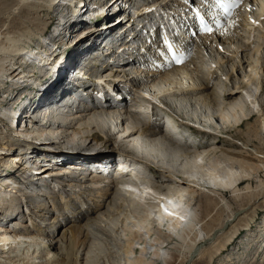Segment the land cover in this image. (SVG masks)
Listing matches in <instances>:
<instances>
[{
  "label": "bare ground",
  "instance_id": "obj_1",
  "mask_svg": "<svg viewBox=\"0 0 264 264\" xmlns=\"http://www.w3.org/2000/svg\"><path fill=\"white\" fill-rule=\"evenodd\" d=\"M127 1L95 0L100 4V8L98 6L96 8L106 13L111 12L114 20L119 17V19L123 18L124 16L122 17L120 12L125 13L126 8L133 6V1L130 3ZM182 1L185 5L184 8H188V4L194 5L190 0ZM57 4L55 5L57 6ZM73 4L76 6L79 2ZM59 5L62 6V3ZM91 5H88L75 19L84 23L95 19L97 12ZM124 5L127 7L124 8ZM143 6L141 4L134 10V13L140 15L139 18L148 16L151 18L150 13L161 8V6L156 8L157 6H151V4ZM190 8L191 6L188 9ZM76 13L74 12V14ZM120 21L114 25L107 24L105 26L111 31L106 38L107 43L101 44L102 46L95 45L101 54L108 44L110 46L124 37L120 32L117 39L112 38L118 34L116 31L120 29ZM259 21L264 22V0H247L246 5H241L229 19L224 21L222 28L212 34L201 36L200 42H196L197 45L193 46L192 43H189L188 49L182 48L183 52L180 55L184 60L180 65H171L167 58L162 59L161 54L156 62H149L147 65L149 67L145 69H125L129 74L124 72L123 68L125 67L112 66L111 73L106 78L109 83H106L105 80L103 84L100 83L97 86L101 87V90L105 89L104 86L120 87L121 82H126L129 77H133L130 74L138 71L137 74L140 75L143 72L146 75V79L143 80L145 86L137 89L138 91L135 90L137 92L134 91V93L140 96L136 97L146 99L143 102H147V106L140 104L138 107L133 106V110H130V108L127 109L126 104L120 101H117V105L113 106L102 94L99 95V98H103L107 102L105 111H100L96 107L93 108V111L82 115L77 109L70 119L66 118L64 114L56 113L55 118L64 120L61 126L51 122L52 118L45 115L46 109L42 108L37 112L29 113L31 107L26 105V102L32 104L33 97H36L32 92L27 94L25 92L26 89L30 91L36 89L34 86L36 79H34L31 65L28 66V62L27 66L30 68L27 74L26 63L25 70L23 67H18V65H22L21 59L25 58L24 54H18L21 58L14 59L16 61L9 65H2L0 73L7 74L0 80V87L4 89V86L10 81L12 89L10 91L13 95H8L10 97L7 98V101L0 95V126L8 128L0 137V169L2 168L1 172H4L0 173V221L3 223H0V264H72L70 257H76L79 264H82L84 256L88 257L87 263L91 264L89 258L96 255L95 252L98 253V251H100V256L118 257V264H154L158 260L168 264L172 261L171 258L176 256L187 257L184 264H191L195 257L201 255L204 247H207L206 245L216 243L218 237L246 209L243 207L238 212H231L230 204L225 200L226 194L230 193L231 199L234 201L244 199L243 197L251 193L250 182L247 183L245 192L242 193L240 187L245 182L264 174V144L260 143L264 139V103L258 102L264 92V87L261 84L263 76L260 78L262 70L260 68L264 67V53L261 55L259 46H254L248 58L247 56L242 57L251 42L252 35H259V40H261L260 38L264 34V27L259 25ZM175 28L177 27L175 26ZM240 30H243L244 35L240 33ZM87 36L88 34L85 37ZM82 39L84 38L76 39L72 45L74 54L80 55L75 60L79 64L90 54L89 52L86 55H81L83 52H78L77 48L82 44ZM116 44L113 49L116 48ZM112 52L114 51H111L110 55ZM99 56L102 57L103 63L99 67H94L96 72H98L97 68L103 66L106 68L107 66L104 62L105 58L102 55ZM99 56L95 55L94 59ZM36 57L38 62H42L44 68L53 69L56 67L53 59L54 54L50 56L51 61L49 62L45 59L46 57L38 55ZM205 57L208 58L206 63L203 61ZM228 62H231L228 70L220 71V68H224ZM30 64H32L31 61ZM47 64L48 66H46ZM82 64L87 66L84 62ZM96 64L93 62L94 66ZM243 64L246 66L243 67ZM14 68L17 72L12 74L11 71ZM238 71L241 73L239 74ZM47 72H49V68L42 72L39 78L48 74ZM3 75L1 77H4ZM217 75L221 81V84L216 85L219 88H215L211 95L204 94L210 86V81L217 78ZM134 77L136 80L142 78L136 77V75ZM97 78L96 80L102 82V75ZM14 79H17V82ZM76 80V76L59 77L50 84L45 83L46 86L44 83L42 84L43 81L37 82L39 87L44 88L41 95H38L40 97L38 103L44 100L41 97L51 98L53 95L52 102L62 104L66 99L64 95H68L66 94L68 86L73 87ZM60 81L63 85L57 88L56 84L57 82L61 83ZM19 91L25 93L24 98H20V95L17 96ZM92 93L98 96L97 90L93 89ZM69 95H81V93H69ZM112 98L114 99V97ZM162 98L167 99L160 101ZM171 98L178 104L173 105L166 102ZM10 99H15V101H9ZM90 100L98 102V99L90 98ZM190 100L206 109L200 112L194 111L192 115L186 114L183 107H185L186 101L191 105ZM122 101L125 102V100ZM150 104L157 106L161 109V114H166L169 117V123L173 130L171 128V131L167 132L158 125L159 128H152L150 121L141 120L148 121L147 113L152 112ZM179 104H182V108ZM254 113L257 117V126L250 127L247 132L242 133L240 131L242 126L249 122ZM151 123L156 125L152 121ZM56 125L58 127L55 128ZM174 130L180 131L174 133ZM32 131L36 133L34 136L40 135V137L38 139L21 138V142L19 138H15V136L21 137L23 133L27 135L26 133ZM68 135H77L79 138L84 136L86 141L98 137L99 140L111 141L110 144L119 142L121 145L123 143L120 142L124 141L125 151H121L116 157L130 166H135L139 176L141 172L144 179L161 185H157L155 189L147 182L144 184L143 178L140 176L142 179L137 182L140 185L131 183V186H134L133 190L123 193L119 191L117 184L101 185L97 181H92L89 176L82 178L77 176L78 179H76L75 174L77 173L73 172L72 175L67 168L85 165L77 162H80V156L70 155L80 150L73 148L48 149L49 153H52L49 155L44 149L39 148L40 146L46 147L44 143L48 139H65L69 137ZM115 135L118 136L117 141H115ZM141 138L147 141H142ZM183 138L184 141H182ZM13 140L15 142H12ZM236 141L240 142L239 145L236 144ZM249 147L255 151L251 154L253 153L256 159L246 154ZM60 151L66 153L61 155ZM67 155L70 156L67 157ZM70 158L75 164H67L65 160ZM42 159H45L44 163L42 162L44 173L50 177H57L66 184L61 185L62 183L55 182L57 191L67 192L66 187H69V193H72L71 199L68 197L70 199L68 200L65 197L60 200L63 205L61 213H58L51 224L44 228L30 218L28 220L30 219L29 222L32 224L31 228H26L27 225L23 224H18L23 227L17 228L16 221L13 223V227H9L12 215L20 207L16 205L13 208L15 205L13 202H18L15 196L21 191L9 183L20 173L21 176L26 173L31 174L35 170L34 166H39ZM95 159H92V163L98 162ZM48 163L51 166L61 165L63 167L59 170L56 168L49 170L46 168ZM11 168H14V172H11ZM82 170L87 173L86 168ZM65 172H67L66 175ZM35 175L39 178L45 176V174ZM169 185L173 188H166ZM77 187L82 189L78 190ZM51 188L55 189L53 186ZM82 193L86 194V201L89 204L83 201L84 206L79 205L74 212L68 214L70 202L79 200ZM29 201V199L25 200V205H28ZM261 203L264 206V197ZM127 205L130 209L126 208ZM31 207L40 211L46 210L45 206L40 204ZM54 208L55 206H53ZM222 212L228 214L224 220L218 217ZM213 213L216 215L215 218ZM111 225L114 226V232L107 230ZM99 231L102 233L99 234ZM58 232L60 234L56 237L55 233ZM187 239L189 242H193L187 255L184 256L185 254H180V252L174 255L173 248L171 249L169 245H172L173 241H178L181 245L179 249L182 250V246L188 244ZM96 240L98 243L95 242ZM230 241L229 237L227 242ZM74 242L78 246V250L71 253L69 247L74 246ZM245 242L248 247L253 240L249 239ZM95 246L97 249L99 246L101 248L97 250ZM22 248H24L23 251ZM137 248L139 252L136 255ZM228 255H226L227 258L231 257ZM262 256L264 258V251Z\"/></svg>",
  "mask_w": 264,
  "mask_h": 264
},
{
  "label": "rangeland",
  "instance_id": "obj_2",
  "mask_svg": "<svg viewBox=\"0 0 264 264\" xmlns=\"http://www.w3.org/2000/svg\"><path fill=\"white\" fill-rule=\"evenodd\" d=\"M130 1H133V3H132L133 6H130L131 8H126L127 6L124 5V8H126L127 11L130 9L134 11L133 7H135V6L138 7L141 4L144 5L143 7L150 4V2L148 3L147 0H145V1L140 0L142 2L140 5L136 4L137 3L136 0H128L127 2L130 3ZM190 1H192V0H190ZM63 2L64 3H62L59 0H55L54 2H52L51 0H0V67L2 65H4V66L9 65V63L16 61V60H14L16 58H21V56L18 55L20 53L24 54L25 58L29 57V56L36 57V55L41 56V57H46L45 59L48 60V62L51 61L50 56L52 54H54L55 57L53 59L56 62L57 61V55L59 53L58 51L61 50L62 47L64 48L62 53L64 55H69V56L73 57L72 61L75 62V60L77 58H79L80 55L74 54V48L72 45H73V41H76V39H80V38H84V39H82V44H80L79 48H77L78 52L79 53L83 52V53H81V55H86L87 53L90 52V54L86 58L87 60L84 58V61L80 62V65L83 62L87 63V62L91 61L92 59H94L95 55H102L101 52H99V50L97 49V46H95V45H97V44H100V45L104 44L105 45L107 43L106 38L111 33V31L109 29H107V27L105 28V26L107 24H113V25L116 24V22H115L116 20H114L112 18V13L111 12L106 13V12L100 11L98 8H96V6H98L100 8V6H99L100 4L95 2V0H64ZM78 2H79V4L74 6L73 3H78ZM156 2L158 4L156 8H158L159 6H161V4H159V3L163 2V1L158 0ZM60 3H62V6L59 5ZM91 3H93L94 6L91 5ZM95 3H97V4H95ZM55 4H57V6ZM87 4L91 5L93 7V9L97 12V14H96L97 17L95 19H92L91 22H87V23L76 20L75 17L80 16V14L84 11V9L87 8V6H88ZM58 6H60V8H58ZM61 7H63V8H61ZM126 10L124 11L125 13L120 12V15L122 14V17L127 14ZM74 12H77V13L74 14ZM64 15H66L65 18H64ZM259 25L264 27V22L259 21ZM119 26H120V23H119ZM120 29H121V27H120ZM118 30L119 29H117V31H116L117 33H118ZM127 31L130 32L129 29ZM51 32L56 33L55 36H51L50 35ZM86 32H88V33H86ZM121 32L123 33L122 30H121ZM240 33H243V30H240ZM86 34H88L87 37H85ZM117 35H115V36H117ZM242 35H244V33ZM254 35H256V34H254ZM254 35H252V38L250 40L251 42L248 44V46H247L248 48H246L247 50L244 51V53L242 54L243 58H244V56H247V58H248L249 55H251V52L254 49V46L255 47L259 46V49L261 50L260 51L261 55H262V53H264V34H263V36H261V38H260L261 40H259V37H260L259 35L258 36L257 35L254 36ZM104 38H105V40H104ZM50 39H52V41ZM196 39L198 40V38H196ZM196 39L194 41H196ZM236 41L239 42L238 39H236ZM55 42H56V44H53ZM92 43H93V48H92ZM194 44H195V42H194ZM50 45L52 46L51 48H49ZM91 48H92V50L90 51ZM86 50H87V52H86ZM113 50H115V49H113ZM95 51H97V52H95ZM92 52L93 53L95 52L96 54H93L94 55L93 56ZM207 57L209 58V56H207ZM25 58L21 59L22 65H18V67H23V70H25V63H26V74H27V72L30 68L27 66V62L30 63V58H28V60ZM208 58L205 57L203 59V61L206 63L208 61ZM97 60L100 63H103V60L98 58V57H97V59L95 58L94 60H92V62H95V64H96V63H98ZM104 62L106 63L105 60H104ZM230 64H231V62H228L224 68H220V71L224 72V70H228ZM46 66H48V64ZM242 66L245 67L246 64H243ZM85 67L88 68V66H85ZM103 67L97 68L98 69L97 74L99 76L102 75V79H103L102 82H99V80H97L98 84H100V83L103 84L105 80H106L105 81L106 83H109V82H107L106 78H108L109 74L111 73L110 66L107 65L106 69L102 70ZM31 68L33 71L34 79H36V83L43 81L42 84L44 83V85H45V83L50 84V82L53 81V79H48L49 78L48 74H46L44 76H40V78H39L41 71L44 72L48 69V68L46 69L43 67L42 62H40V64H37V65L32 63ZM81 69H80V71H81ZM83 69H84L82 72L83 74L92 73V76H94L96 73V71H95L96 69L94 67H90V69L87 72L85 71L86 70L85 68H83ZM260 69H262L260 71L261 72L260 78L263 76L261 78V80H262L261 84L264 87V67H262ZM16 72H17L16 68H14L11 71L12 74L16 73ZM238 73L240 74L241 71H238ZM5 74H7V73H4V75L2 73H0V80L5 78V76H6ZM2 75L4 77H1ZM89 76H91V75H89ZM218 76L219 75H217V78L210 81V83H209L210 86L208 87V89L206 90V92L204 94L211 95L213 93V91L215 90V88H217L218 84L219 83L221 84L220 78ZM95 77H97V76L95 75ZM96 79H98V78H96ZM16 80L17 79H14L15 82H17ZM10 83L11 82L8 81L7 84L4 86V89L3 88L1 89V87H0V95H2L1 96L2 99H4V100L6 99V101L8 100L7 98L10 97L8 95H13V93L10 91V89H11ZM36 83L34 85L36 87V89L34 91H30L29 89H26L25 93L27 94L29 92H32L35 95H41V92L44 90V88L39 87ZM135 92H137V91H135ZM25 93L19 91L18 95H24ZM79 93H80V91H79ZM132 95H133L134 100L137 104L136 107H138L140 104L147 106V102H145V103L143 102V101H146V99H144V98L140 99V98L136 97L139 95H135L134 92ZM141 95H144V94L141 93ZM201 95H202V93H201ZM237 95H239V94H237ZM260 98L258 99V102L264 103V92L262 93ZM41 99H43V98H41ZM166 99L162 98V99H160V101L161 100L165 101ZM166 102H170V104H173V105L178 104L176 102V100H173V98H171L170 100H168ZM190 102H192L191 105L189 102L186 101V104L188 106L185 104L184 105L185 107H183L184 108L183 110L188 115L189 114L192 115V112H194V111L200 112V111H204L206 109V108H202V106L200 104L193 103L194 102L193 100H190ZM183 104H184V102H183ZM130 105L131 104L128 103L126 105V107L127 106L130 107ZM198 105H200V106L198 107ZM181 106H182V104L180 105V107ZM151 108H152V111L158 110L159 112H161V109L157 108V106H155V105L154 106L151 105ZM199 108H201V110H198ZM112 109H114V108H112ZM206 111H208V110H206ZM167 112H168V110H167ZM252 115L253 116L249 120V122L247 124H245L244 126H242V128L240 130L242 133L247 132L250 127L253 128V126H255V127L257 126V117L255 116V113ZM141 120L144 122H149V120L148 121L147 120L145 121V119L144 120L141 119ZM150 124L152 125V128H159L157 125L154 126L151 122H150ZM6 129H8L7 126L6 127L4 126V128H3V125L0 126V137H2L4 135V130H6ZM31 133H33V134H31ZM263 133H264V130H263ZM26 134L27 135H24V133H23L21 137L15 136V138L16 139L19 138L20 142H21V138L28 137L30 139H33V138L38 139L40 137V135L34 136L36 133L33 131L30 133L28 132ZM5 136L8 137V135H5ZM82 138H79V136L74 135V136H69L68 138H65V139H62V138L57 139V140L48 139L44 143V144H46V147H44V148H43V146H40V145H35V144H31V145L32 146L33 145L34 146H40L39 148L44 149L46 151V153L47 152L49 153L48 149H56V148H60L62 146L74 147L73 149L80 150L79 152L72 153V154H75V157H78V156L81 157L82 155H83V157H85V154L86 155L88 154L90 156H93V158H96L95 159L96 161H98L100 157H102V159H103L105 156L117 158L116 157L117 154L119 155L121 151L122 152L125 151L124 141L120 142V143H123L120 145L119 142H116V144L114 142H112L114 144H110L109 142H111V141H106L104 139L99 140L98 137L96 139L94 138V140H91V141H89V140L86 141L84 139V136ZM114 138H115V141H117L118 136L115 135ZM141 140L147 141L144 138H141ZM182 141H184V138ZM191 141H192V139H191ZM12 142H15V141L13 140ZM239 143H240L239 141H236L237 145H239ZM260 143L264 144V139L261 140ZM148 146H149V144H148ZM126 150H127V148H126ZM240 151H242V150H240ZM243 151H246V150L243 149ZM247 151L248 152L246 154H248L250 157L252 156V158H255V156L253 154V153H255V151L252 148L249 147V150H247ZM251 152H253V153L251 154ZM50 154H52V153H49V155ZM72 154H70V155H72ZM70 155H67V157ZM63 158H65V157H63ZM42 161L44 163L43 159H42ZM69 163H74V162L72 161ZM57 166H58V168H56V170L62 169V167H63L61 165H57ZM152 173H153V171H152ZM140 176L143 178L142 182L144 184H145V182H147V183H149V185L151 187L154 186V188L157 185H161V184H156V183L152 182L151 180H147L146 178L144 179L143 174L141 172H140ZM6 178H8V177H6ZM51 181L53 183L56 182L58 184L62 183L61 185H66L65 182H63V180H59L57 177H51ZM249 182H250V192L251 193H249L246 197H243L244 199L234 201L233 199H231L230 193L226 194V196H225L226 202L228 201V203L230 204L231 212H238L241 208L246 207L243 214H240L238 219H236V221L233 222V224H231L225 230V232L220 235V237H218L216 243L214 242L211 245H206L207 247H204L205 249H203L201 255L198 257H195L193 259V261L191 262V264H264V258L262 256L263 251H264V247H263L264 246V206L261 203L262 198L264 197V174H260L259 177L255 178L253 180H250L248 182H245L240 187V190L242 193L245 192L244 189H245L247 183H249ZM51 187H52V185H50V188H49L50 193L47 192L46 198L44 197L42 199H38L34 203V206H36L37 204L45 206V208H46L45 211L37 210V208L31 207V206L27 207V209L25 207H22V208L20 207V208H18L17 212H15L12 215L13 217L9 221L10 224L12 223V225H10V226L13 227L14 226L13 223L15 221H16L15 223H17L16 226H18V224L26 225V219H27V221H29L30 219H34L36 221L37 225L43 226V228H44V226L51 224V222L56 217V215L58 213H61V211H62L61 209H63V205L60 204V200L62 198H65V197H67L68 200L71 199V197H70V199L68 198V195L66 196L67 192L62 193L61 191L58 192L57 190L53 191V188H51ZM166 188H173V186L169 185ZM19 194H21V193H19ZM19 194L15 196V197H17L18 200H19V198H18ZM81 195L82 196L84 195V197L80 198V202L81 201L85 202L86 194L82 193ZM63 196H65V197H63ZM13 204H15V202H13ZM70 205L75 206V207H70V206L68 207L70 209V211L74 212V210L77 206L75 204H70ZM53 206H55L54 209H53ZM13 208H15V206H13ZM126 208L130 209L128 205L126 206ZM24 210H26L27 212L24 213ZM31 211L33 213L29 214V212H31ZM51 211H54V213H51ZM72 212H70V213H72ZM228 214H229V211H228ZM228 214H227V212H222V214L218 215V217L224 220L227 218ZM14 215H18V216L15 217ZM215 216L216 215L213 213L214 218H215ZM28 218H30V219L28 220ZM84 223H86V222H84ZM112 225H114V224H112ZM112 225L108 226V228H107V230L109 232H114V226H112ZM224 228H225V226H224ZM100 233H102V231H99V234ZM59 234H60L59 232L55 233V236L57 237V236H59ZM98 237H99V235H98ZM229 237L231 238V241L227 242ZM249 239H252L253 242H252V244L250 242V246L246 247L247 242H245V241H247ZM240 240H243V242H240ZM78 241H79V239H78ZM187 241H188V244L184 246V247H186V249H183L184 247L182 246V250L179 249L181 245L178 241H176V242L173 241L172 245H169L171 249L173 248L172 252L174 253V255H177L178 252H180V254H183V255L185 254L184 256L187 255L190 248L192 247L191 243H193V242H189L188 239H187ZM95 242L98 243V240H96ZM239 242H240V246L238 245ZM259 244H260V246H259ZM75 245L76 244L74 242V246L71 245V247H69V250L71 251V253H75L78 250V248H77L78 246L77 245L75 246ZM95 247L97 249V246H95ZM256 247H258L259 249ZM100 248H101V246H99L97 250H99ZM21 250L23 251L24 248H22ZM138 252L139 251L137 248L136 249V255L138 254ZM83 254H85V253H83ZM95 254L96 255L99 254V255L98 256L93 255V257L89 258V261L91 262V264H118L117 263L118 257H105L103 255L100 256V251H98V253L95 252ZM228 254L231 257L227 258L226 255H228ZM80 258H82V257H80ZM83 258L84 259H82V264H88L87 263L88 257L84 256ZM70 259L72 261V264H79L76 257H70ZM186 259H187V257H177V256L172 257L171 258L172 261H170L168 264H184ZM154 264H164V263L161 260H158V261H155Z\"/></svg>",
  "mask_w": 264,
  "mask_h": 264
},
{
  "label": "trees",
  "instance_id": "obj_3",
  "mask_svg": "<svg viewBox=\"0 0 264 264\" xmlns=\"http://www.w3.org/2000/svg\"><path fill=\"white\" fill-rule=\"evenodd\" d=\"M60 148H74V147H66V146H62V147H60Z\"/></svg>",
  "mask_w": 264,
  "mask_h": 264
},
{
  "label": "snow or ice",
  "instance_id": "obj_4",
  "mask_svg": "<svg viewBox=\"0 0 264 264\" xmlns=\"http://www.w3.org/2000/svg\"><path fill=\"white\" fill-rule=\"evenodd\" d=\"M177 51H178V49H177ZM174 59H175V57H174ZM180 61L179 60H177V63H179Z\"/></svg>",
  "mask_w": 264,
  "mask_h": 264
}]
</instances>
